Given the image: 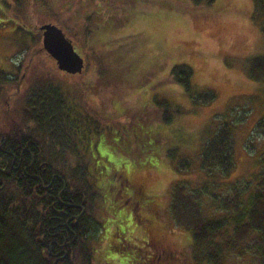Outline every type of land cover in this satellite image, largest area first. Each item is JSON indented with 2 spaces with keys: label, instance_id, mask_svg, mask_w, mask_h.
Returning a JSON list of instances; mask_svg holds the SVG:
<instances>
[{
  "label": "rangeland",
  "instance_id": "1",
  "mask_svg": "<svg viewBox=\"0 0 264 264\" xmlns=\"http://www.w3.org/2000/svg\"><path fill=\"white\" fill-rule=\"evenodd\" d=\"M81 1L101 9L99 17L108 14V22L89 32L82 24L67 28L84 59L82 72L72 75L58 71L42 48L38 27L48 22L35 8L36 1L0 0V72L14 82L0 93V128L19 120L22 97L34 79L64 87L97 121L87 131L83 128L81 139L99 137L101 151L112 149L107 161L125 164L129 179L142 183L147 197L155 195L164 229L154 225L150 233L161 243L157 251L177 255L170 264H261L263 243L250 234L236 235L232 227L220 232L211 249L194 247L193 229L176 224L169 204L172 190L181 186L179 196L195 192L201 215L217 220L236 213L223 209L224 197L233 199L241 191L246 203L255 188L264 158V73L250 75L249 69L254 58L264 63L263 12L253 0H214L209 7L177 0ZM178 65L191 69L190 90L171 79ZM206 93L212 94L210 99L202 98ZM222 125L232 133L234 166L229 175L201 167L203 148ZM103 128L112 143L103 137ZM121 147L133 151L135 163L117 154ZM135 151L145 155L138 158ZM155 153L161 156L156 166H145L156 159ZM131 208L143 216L137 206ZM132 240L133 249L122 257L118 252L126 242L114 237L110 257L136 255L141 243ZM102 252L95 259L104 261ZM155 255L150 264L166 257L161 251Z\"/></svg>",
  "mask_w": 264,
  "mask_h": 264
},
{
  "label": "trees",
  "instance_id": "2",
  "mask_svg": "<svg viewBox=\"0 0 264 264\" xmlns=\"http://www.w3.org/2000/svg\"><path fill=\"white\" fill-rule=\"evenodd\" d=\"M35 1V8L46 14L45 21L58 25L69 38L68 29L73 24H82L89 32L96 30L91 27L99 28L108 22V14L99 17L101 9L88 8L84 1ZM96 1L101 3V0ZM177 1L194 7H209L214 2ZM253 1L256 10L264 14V0ZM58 2L61 4L57 5ZM98 17L100 21H94ZM259 17L264 31V16ZM260 59L254 58L250 64V75L264 73V63L259 62ZM170 75L174 83L190 90V68L175 66ZM38 81L34 79L22 97L19 120L0 128V264H59V258L65 254L67 264H150L148 260L155 259L156 254L152 246L153 237H156L150 232L154 225L164 229L159 210L155 209V195L147 197L142 184L129 179V167L125 168V164L120 167L113 160L107 161L112 149L106 147L105 152L101 151L99 137L81 139L84 129H90L96 120L79 108V103L64 87L51 81ZM13 83L8 75L0 72V93ZM211 96L206 93L202 98L210 99ZM114 127L119 128L116 124ZM101 133L108 144L112 143L107 129L103 128ZM117 154L134 161L133 151L127 147H121ZM135 154L138 158L145 155L140 151ZM155 154L156 159H148L145 166H156L161 156ZM112 164L113 169L109 168ZM233 166L231 129L222 125L220 132L203 148L201 167L207 172L229 175ZM253 182L255 188L250 191L246 203L242 202L241 191L233 199L224 197L223 209L236 213L217 220H205L195 192L179 196L183 187L177 186L171 192L173 198L169 204L172 217L176 224L193 229L194 247L211 249V244L221 238L220 232L227 227H232L241 237L250 234L264 245V158L262 170ZM132 205L142 210L143 216L139 218ZM80 214L75 223V217ZM123 223L130 225L119 232ZM138 227L141 232L136 231ZM140 234L145 235V239ZM114 237L126 242L118 252L122 257L128 249H133L132 239L138 240L141 245L140 248L136 245V255L123 260L110 257L114 251ZM101 250L104 261L95 259ZM59 252L61 255L56 256ZM260 253L261 264H264V248ZM165 256L159 264H170L171 259L177 257L173 252ZM182 257V254L178 256Z\"/></svg>",
  "mask_w": 264,
  "mask_h": 264
},
{
  "label": "water",
  "instance_id": "3",
  "mask_svg": "<svg viewBox=\"0 0 264 264\" xmlns=\"http://www.w3.org/2000/svg\"><path fill=\"white\" fill-rule=\"evenodd\" d=\"M40 30H42L43 48L56 62L58 69L72 75L81 73L84 59L76 52L64 31L51 23L42 24ZM79 217L80 215L76 219Z\"/></svg>",
  "mask_w": 264,
  "mask_h": 264
},
{
  "label": "flooded vegetation",
  "instance_id": "4",
  "mask_svg": "<svg viewBox=\"0 0 264 264\" xmlns=\"http://www.w3.org/2000/svg\"><path fill=\"white\" fill-rule=\"evenodd\" d=\"M141 184H142V183H141ZM141 187L144 188V185L142 184ZM149 211H150V210H148V212H149ZM126 224H127V223H126ZM121 225H122V224H120V227H119V229H118L119 232H120L121 229H122V230L125 229V228H122ZM153 243H154V244H152V246H153V248H154V249L156 250V252H157V248H158V247H162V246L160 245L161 243H160L156 238H154V237H153ZM160 251H161L162 253H164V254H165V253H168V252H167V249H165V250L162 249V250H159L158 252H160ZM148 252H149V251H148ZM48 255H50V252H49V251H48ZM58 255H61V253L59 252V253L56 254V256H58ZM54 256H55V255H54ZM155 257H156V255H155ZM65 258H66V254L63 255V256H61V257L59 258V260H58V261L60 262L59 264H67V263L65 262V260H64ZM113 264H116V263H113Z\"/></svg>",
  "mask_w": 264,
  "mask_h": 264
}]
</instances>
